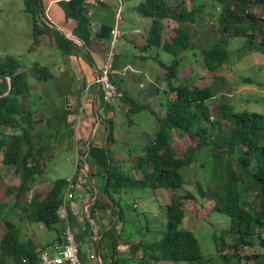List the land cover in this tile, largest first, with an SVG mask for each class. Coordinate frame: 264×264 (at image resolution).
<instances>
[{"label":"trees","instance_id":"obj_1","mask_svg":"<svg viewBox=\"0 0 264 264\" xmlns=\"http://www.w3.org/2000/svg\"><path fill=\"white\" fill-rule=\"evenodd\" d=\"M186 1L144 0L136 6L139 14L151 19L145 48L162 47L174 56L170 64L158 61L164 67L168 81V88L164 92L173 95L163 105L164 114L160 115L148 104H140L125 92L121 97L130 104L126 109L128 113L148 110L154 115L157 126L153 133H145L148 141H145L142 153L133 159L130 170L123 169L111 147L117 140L114 110L111 104H101L100 107H104L106 112V116H100L106 128L105 143L98 146L91 142L80 153L76 164L74 181L77 172L84 171L87 163L90 171L85 170L86 177L101 180L100 187L95 182L93 189H101L112 202L115 200L110 192L121 187L149 188L153 191L165 188L172 191L170 202L166 205V229L161 238L139 242L141 255L135 260L114 257V246L110 256L100 253L102 264H207L194 231L180 227L185 217V203L197 199L195 193L183 189L181 168L197 162V154L201 150H207L208 162L200 166L210 164V173L206 186L197 184L198 193L202 198L211 200V212L227 216L229 220V227L222 230L220 236L212 237L218 252L217 264H264V113L234 111L232 105L223 100L211 108L209 101L215 96L211 87L199 86L194 82L172 85L171 80L177 77V67L182 62L178 57L191 44L190 33L183 24L194 23L207 3L201 0L196 4L195 0H188L190 7L187 8ZM218 3L219 38L202 51L204 66L210 71L228 60V38L244 37L252 44V31L256 26L260 27L256 49L264 53V0H218ZM254 5L262 8V14L258 15L252 10ZM38 9L39 0L25 1L24 10L33 22L34 40L43 32L36 23ZM166 19L177 23L169 41L162 39ZM20 66L19 60L12 55L0 58V71L9 73L13 83L11 93L0 98V167H12L19 177L18 185H0V198L3 195L11 196L14 201L11 207L20 206V200H26L21 206L26 220L43 223L48 229H53L60 221L56 211L66 191L67 180L56 178L46 190L32 188L36 178L44 174L48 159L53 157L54 143H69L73 138L74 120L68 121V116L75 114L76 108L60 107L52 116L36 117L37 109L29 97L28 72L19 70ZM244 82L251 83L252 80L247 77ZM7 86V79L0 75V95L7 91ZM212 114L217 117L214 121L210 120ZM4 128L12 132L6 133ZM176 131L196 142L189 143L184 152L177 153L171 137L172 132ZM83 144L84 147L87 145L85 142ZM178 189H182L181 193L174 192ZM91 196H94L93 191ZM0 205L5 207V201L1 200ZM106 205L98 194L88 207L85 220L89 231V219L99 224L97 211ZM118 206L121 215L119 203ZM68 213L75 240L80 246L85 236L77 229L75 214L70 208ZM1 220L6 230L0 238V264H20L22 259L30 264L37 262L42 248L39 249L31 239L23 240L15 223L5 217ZM146 228L149 232L153 231ZM98 234L101 240L102 231L99 230ZM227 235L233 236L232 244L226 243ZM225 247L231 249L225 251ZM244 248H253V251L248 253Z\"/></svg>","mask_w":264,"mask_h":264},{"label":"rangeland","instance_id":"obj_2","mask_svg":"<svg viewBox=\"0 0 264 264\" xmlns=\"http://www.w3.org/2000/svg\"><path fill=\"white\" fill-rule=\"evenodd\" d=\"M1 1L2 0H0V24L1 19L4 20L5 18L10 22L9 25L18 33H10L8 38L3 37V40L6 41V43L12 42L13 45L15 44L13 40L17 38V41L19 40L20 42L17 49L12 47L14 53H22L21 61L28 65V60L32 58L30 52H33L30 51V49L33 48L34 45H31V47L29 46L31 44L30 38L33 37L30 33V27H28L30 17L23 9L26 0H14L7 6L2 5ZM187 1L185 5H188ZM202 1L207 2L203 13L196 17L194 23L183 24L190 33L191 44L190 47L181 52L178 57H181L182 62L177 67V77H173L171 80L172 85L174 86L181 82H194V84L199 86L207 85L211 87L215 93V96L209 101L211 108H215L216 105L223 100L230 103L234 111L248 110L264 113V53L256 49V43L260 39V27L256 26L253 31L251 30L254 32V37L252 38L254 41L252 44L244 37L238 36L228 38V60L215 70L210 71L204 66L202 51L211 47L218 41L217 14L219 8L216 7V5H219V3L218 0ZM199 2H201V0H195L196 4ZM7 7L11 10H8ZM20 7L22 8L21 10ZM252 10L258 15L262 14V8L259 6L254 5ZM164 21L163 39L166 40L173 36L174 27L177 23L171 19H166ZM126 36V40L131 39L136 41V36H131V34H127ZM129 36L131 37L129 38ZM126 40L122 38L120 41L123 42L125 46L122 50V62H128L134 68L137 67L135 66L137 61H139V63L141 62L138 58L141 55H147L148 61H142L143 68H141V70L135 68L140 72L137 71L134 73L127 70L124 78L125 84L130 85L129 88L132 90L131 96L137 102L140 104H148L153 107L157 113L161 114L165 109L163 105H165L166 101L169 99L168 96L171 94H166L164 92L165 89L168 88V81L165 78L164 71L158 67L160 66L158 61L163 64H170L174 56L163 50L162 47H151L144 50L141 49L138 44L133 47L132 44ZM118 45L119 42L117 46ZM7 47L6 44L0 45V52L7 50ZM15 58L17 57L15 56ZM145 68L148 70H144ZM189 68L191 70H189ZM28 69L29 73L35 70L32 66ZM247 77L251 78V83L244 82V78ZM57 85H59V83H57L56 86ZM152 92H154L153 96L155 99L149 98ZM129 105L127 101L119 98L112 102L111 107L115 113L114 127L117 137L116 142L113 146L111 145V147L112 151L114 147V153H116L115 157L121 162V166L125 170H130L129 166L131 165L130 162H126V159L132 162L138 154L142 153V147L145 141H148L145 133H153L152 131H154L156 127L153 114L148 110L128 113L126 109ZM211 117L210 120L212 121L217 119L215 114H212ZM80 125L79 123V126ZM79 126L77 130L74 127V136L69 143H66V141L54 143L53 152H58V155H54L48 159L44 174L42 177H38V183H41V190H46L57 177L66 178L73 175L76 169V159L81 157L80 153L84 147L80 138L75 134V131L77 132L79 130ZM92 129H94V127ZM103 130L105 133L106 128L104 127ZM171 137L174 149L177 153L184 152L189 143L194 144L196 142L177 131L172 132ZM102 143L104 144L105 140H102ZM62 147H64L63 150ZM207 156V150H201L197 154V162L181 168L183 189L185 188L195 193L197 199L196 201H188L185 203V217L180 227L194 231L203 250V254L207 258L206 263L217 264L219 263L217 257L218 252L215 250L212 237L213 235L220 236L221 231L229 227V220L227 216L217 212H211V200L202 198L198 193V183L203 184V186L208 184L210 164L204 167L200 166L201 163L208 162ZM74 191L75 189L73 190V195ZM181 191L182 189H178L174 192L181 193ZM101 192L99 191V195L102 198ZM110 194L111 197L119 203L123 214V225L120 228V233L117 235L115 232L118 230L112 231V238L119 237L121 239H127L129 237L133 241L136 240L141 242L161 238L163 231L166 229V205L170 202L172 195L171 190L159 188L153 191L149 188L121 187L116 191L115 195L112 194V191ZM8 198H10V202L13 200L12 197L3 195L0 201H5ZM72 200L73 198H69L67 204L69 205ZM11 210L12 208L0 205V218L2 219L5 217L11 222L16 223L18 221V215L15 218L14 212H11ZM79 211L81 212V210ZM82 212L80 214H82ZM87 214L88 210L86 209L85 218H87ZM0 223H3V221L0 220ZM63 225L64 222L60 220L54 225L53 229H48L43 223L32 222L31 229L37 238V247L44 248L48 245L47 243L51 242L56 237L57 231H59ZM146 227L153 229V231L149 232ZM20 237H26V235L22 232V236ZM225 239L227 244H232L234 240L232 235H227ZM230 249L229 247H225L224 250L227 251ZM244 249L248 253L253 251V248ZM179 264L187 263L181 262ZM247 264H251V262Z\"/></svg>","mask_w":264,"mask_h":264},{"label":"crops","instance_id":"obj_3","mask_svg":"<svg viewBox=\"0 0 264 264\" xmlns=\"http://www.w3.org/2000/svg\"><path fill=\"white\" fill-rule=\"evenodd\" d=\"M13 1L14 0H2L1 4L7 6ZM140 2L142 1L39 0V18L37 19L36 23L43 32L37 36L36 40H34V35L32 32V18L27 13L30 17V23L28 24V27H30V33L33 37L30 38L31 44L29 46L31 47V45H34L33 48L30 49V51L33 52L29 51L32 54V58L28 60V65L27 63H23L21 61L22 53L15 54L14 49L12 48L15 47V49H17L20 41H17V38H15L13 40L15 44L12 45V42L6 43V41L3 40V37L8 38L10 33H18L12 28L11 25H9L10 22L7 19H1L0 45L6 44L8 47L7 50L0 52V58H3L6 55H13L14 57L16 56L21 64L19 70H26L28 72V83L30 89L29 97L32 105L37 109V113L35 115L36 117L52 116L55 114L56 108L60 107H66L69 109L76 108L75 111L77 113L84 89L88 84H90L88 89V97L91 98L92 96L96 95L97 88L95 84L91 82L93 81L97 70L104 62L110 40V30L116 24V14L118 11L119 20L117 22V27L120 32V36L118 37V41L116 43L111 78L122 91V93L125 92V94L132 97V90L129 88L130 85H126L124 81L125 75L127 70H130L134 73L141 70V68H143L142 61H148V56H135L138 57L141 62L139 63V61H137L135 63V66L137 67L133 68L130 63L122 62V50L125 48V46L124 43L120 41L122 38L126 40V35L131 34V36H136V41L127 39L128 42L132 44L133 47L138 44L141 49L146 50V37L151 24V19L142 16L136 11V6ZM187 3L188 5L186 6L189 8L190 1H187ZM7 9L11 10L9 7H7ZM21 9L22 8L20 7V10ZM71 36H74L79 43H74L70 38ZM131 36H129V38ZM170 39L171 38H168L166 40L169 41ZM118 42L119 45L117 46ZM28 66H32L35 70L29 73ZM158 67L163 71L165 70L161 65ZM135 68H138L139 70ZM144 70L148 69L145 68ZM189 70L191 69L189 68ZM57 83H59V85L56 86ZM151 94L152 95L151 97L149 95V98L155 99L153 96L154 92ZM172 96L173 95L171 94L168 97ZM96 108H99L98 110L100 116H106L104 107H97L95 104L89 103L86 108V116L81 121L79 130L77 132L75 131V134L80 138L82 143L85 142L86 144L88 140L91 139L93 144L103 146L104 144L102 143V140H105L106 137V132H103L105 124L102 120L97 119L95 113ZM109 112H111V110ZM76 113L70 114L68 116V121L73 122ZM162 114H164V112L160 115ZM93 127L94 129H92ZM3 131L6 133L12 132L9 128H4ZM63 149L64 147H62V150ZM54 155H58V152H53V156ZM126 162L131 163V161H128V159H126ZM85 170L87 171L86 163L84 166V171L80 170L77 172L74 187V197L67 208H70L72 213L75 214V219L78 224L77 229L82 233V235L85 236V241L81 243L80 246H78L80 247V261L82 264H102L100 253L103 252L108 257L113 253L112 250L114 246V257H124L131 260L139 258L141 255L139 242L141 241H133L129 237L127 239H121L119 237L112 238V231L118 230L115 232L117 235L120 233V228L123 225V214H119L118 202L109 201L101 192V189L99 191L101 192L102 200L105 201L107 205L105 208L98 209L96 216L97 221L99 222V224L96 222L98 226V232L101 230L103 233L101 240L99 236L101 249L100 252H98L95 242L96 235L94 221L89 219V225L91 226L89 231V226H87L85 220V211L86 209L88 210V207L91 205H89L91 198L93 199L94 197L91 196V192L93 191V193H95L96 191L95 188L93 189L94 183L97 182V184L100 185L101 180L98 178L94 179L91 177H86ZM13 171V168L10 166L0 167V185L14 186L19 184V177ZM72 176H68L65 179L68 180ZM38 179L39 178L37 177L32 189L41 190V183H38ZM99 191H97L98 194ZM116 191V189H113L112 194L115 195ZM30 195L31 191L28 195L29 198ZM25 201L20 200L18 203L20 206L12 205L11 207V204L12 202L14 203V201L12 200L10 202V198H8L5 200V207L12 208L11 212H14L15 218L18 215V221L15 224L20 229V236H22V232L26 235V237L21 238L23 240L31 239L33 243H36L37 238L31 229V222H28L21 212V206L25 204ZM79 210H81V212L83 211L84 213L82 212V214H80L81 212ZM86 217H88V214ZM62 228L57 231L56 237L51 242L47 243L48 245H46L44 248L53 242L62 240ZM5 230L6 228L4 223H0V238ZM44 248H42V250H44ZM52 253L55 252L52 251Z\"/></svg>","mask_w":264,"mask_h":264},{"label":"built area","instance_id":"obj_4","mask_svg":"<svg viewBox=\"0 0 264 264\" xmlns=\"http://www.w3.org/2000/svg\"><path fill=\"white\" fill-rule=\"evenodd\" d=\"M119 20V11L116 14V24L110 30V40L108 44V49L105 54V59L102 66L97 70L94 79L91 83L95 84L97 88V93L91 98L88 97V89L90 84H88L80 101L77 113L74 118V127L78 128L79 123L86 116V108L89 103L95 104L99 107L101 104H111L115 100L122 97L123 93L115 84L111 78V73L113 72V60L115 55L116 43L120 32L117 27V22ZM74 43H79L74 37H70ZM212 118V117H211ZM80 127V126H79ZM87 147H83L82 152ZM78 163V158L76 159V164ZM68 184L66 191L64 193L62 202L56 211L60 220L64 222L62 240L56 241L50 244L46 249L42 250L39 254L37 262L31 264H82L79 257V247L75 240V232L69 220L68 214V204L67 200L73 198V190L75 187V181L73 176L67 180ZM85 211V210H84ZM54 251L55 253H52ZM20 264H30L26 259H22Z\"/></svg>","mask_w":264,"mask_h":264},{"label":"water","instance_id":"obj_5","mask_svg":"<svg viewBox=\"0 0 264 264\" xmlns=\"http://www.w3.org/2000/svg\"><path fill=\"white\" fill-rule=\"evenodd\" d=\"M0 75L5 77L7 79V83H8L7 91L4 94L0 95V98H2V97H5V96H7V95H9L11 93L12 88H13V83H12V80L10 78V74L9 73H3V72L0 71ZM98 109L99 108H96L95 113H96L97 119H100V113H99ZM90 144H91V139L88 140L86 147H88ZM83 160L84 161L86 160L85 156L83 157ZM86 169H87V172L90 171L89 166H88L87 163H86ZM97 196H98V192L96 190L95 193H94V197L90 201L89 205L94 203V201H95ZM94 227H95V235H96V238H95L96 247H97L98 252H100V241H99V234H98V226H97L96 222H94Z\"/></svg>","mask_w":264,"mask_h":264}]
</instances>
